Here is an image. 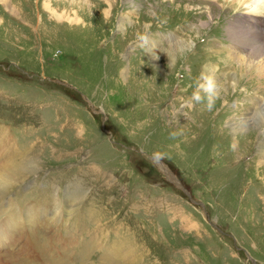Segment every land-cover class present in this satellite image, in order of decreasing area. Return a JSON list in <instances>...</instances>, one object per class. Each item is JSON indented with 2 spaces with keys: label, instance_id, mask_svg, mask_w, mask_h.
Returning a JSON list of instances; mask_svg holds the SVG:
<instances>
[{
  "label": "rangeland",
  "instance_id": "obj_1",
  "mask_svg": "<svg viewBox=\"0 0 264 264\" xmlns=\"http://www.w3.org/2000/svg\"><path fill=\"white\" fill-rule=\"evenodd\" d=\"M261 16L231 0H0V166L36 165L0 198L21 234L0 238V264H264V54L247 43L264 44ZM201 73L211 110L191 100Z\"/></svg>",
  "mask_w": 264,
  "mask_h": 264
},
{
  "label": "bare ground",
  "instance_id": "obj_2",
  "mask_svg": "<svg viewBox=\"0 0 264 264\" xmlns=\"http://www.w3.org/2000/svg\"><path fill=\"white\" fill-rule=\"evenodd\" d=\"M231 1L232 2H236L239 5L247 6L250 9V12H252V13L262 12L263 15H264V0H231ZM257 31H260V30H257ZM251 32L252 31L248 30L246 33L251 35ZM255 38H258V40L254 39V38H253L254 40L252 38L251 39L249 38V40H251V41L247 40V43L252 48V51H253L252 54H254L255 57L259 58V56H262L264 54V44L259 41V37L258 36H256ZM262 62H264V60H262ZM259 70L261 72H264V65H262V68H259ZM257 119H259V118H257ZM247 125L248 124L244 125L242 122L239 123L240 129H243L241 127H244V126H247ZM254 125H255V123H254ZM244 128H246V127H244ZM256 130H258V129H256ZM9 154H10V151L8 152L7 155H9ZM257 159L258 160L260 159V161H258V162L263 163L264 162V154H261L259 157H257ZM35 168H36L35 160H32V159H26V160L21 161V162H15V163H10V164L8 163V164H4V165L0 166V198L3 197V195H4L5 191L7 190V188L9 186H11L12 181H16L17 179H19L21 176H24L29 171H31V172L36 171ZM33 209H34L33 206L31 208H26L25 211H24V215L25 216H29V215L33 214L32 213ZM9 218L12 219L11 216ZM11 223L12 222L10 220H3V221L0 222V238L2 239L1 241H5V239L6 240H11L13 235L11 233H9V232H18L17 229L11 230ZM2 233L3 234H7V236L9 238L8 237L5 238L4 236L2 237L1 236ZM20 235L21 234L19 233L17 238H16V241L18 240ZM14 243H13V246H14Z\"/></svg>",
  "mask_w": 264,
  "mask_h": 264
},
{
  "label": "clouds",
  "instance_id": "obj_3",
  "mask_svg": "<svg viewBox=\"0 0 264 264\" xmlns=\"http://www.w3.org/2000/svg\"><path fill=\"white\" fill-rule=\"evenodd\" d=\"M138 39L141 42H146L147 37L141 35ZM218 95V86L214 76L201 73V75L194 81V90L191 95V100L195 103L204 102L207 109L211 110L215 105ZM152 159L159 160L161 157L158 153H153Z\"/></svg>",
  "mask_w": 264,
  "mask_h": 264
}]
</instances>
